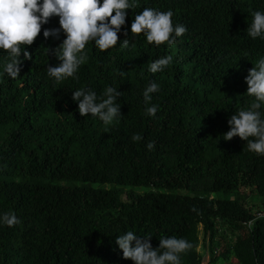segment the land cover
<instances>
[{
    "label": "trees",
    "instance_id": "obj_1",
    "mask_svg": "<svg viewBox=\"0 0 264 264\" xmlns=\"http://www.w3.org/2000/svg\"><path fill=\"white\" fill-rule=\"evenodd\" d=\"M136 3L118 45L86 46L78 79L56 83L47 74L59 63L51 49L66 37L45 39L43 30L58 29V17L25 48L32 58L21 54L17 78L4 73L8 53L0 50V216L11 211L20 221L0 222V264H132L115 243L127 231L150 236L153 248L162 237L188 240L193 248L181 264H203L201 244L211 264H264V218L256 219L264 214V155L223 137L230 116L254 101L245 78L264 58V37L251 38L247 28L264 0ZM145 7L171 10L186 33L171 47L131 34ZM125 38L128 48L119 45ZM166 55L170 65L148 71ZM151 82L159 91L145 105ZM106 87L122 93L118 122L80 116L72 92L101 97Z\"/></svg>",
    "mask_w": 264,
    "mask_h": 264
},
{
    "label": "clouds",
    "instance_id": "obj_2",
    "mask_svg": "<svg viewBox=\"0 0 264 264\" xmlns=\"http://www.w3.org/2000/svg\"><path fill=\"white\" fill-rule=\"evenodd\" d=\"M138 7L136 0H0V50L8 53V62L4 73L10 78H17L21 71L23 60H31V54L25 48L31 46L42 26L53 17L59 18L58 29L43 30V37L58 38L62 31L65 39L51 54L59 63L47 67V74L60 83L67 78H76L81 65L88 60L86 46L89 43L105 51L118 45V33L126 22L127 10ZM251 25L247 34L255 39L264 37V12L253 11ZM173 12L159 11L145 7L135 15L131 23V34H143L149 44L156 46L167 43L171 47L177 37L184 35L186 26L174 24ZM127 36V33L125 34ZM119 45L128 48L129 39L125 38ZM46 49V48H45ZM47 54L49 49H46ZM23 54V60L20 59ZM173 61L171 55L155 59L148 67L151 73L163 71ZM126 72L119 71L120 76ZM247 94L254 101L247 109H241L228 119L229 131L223 137L231 141L239 137L247 141L249 151L264 155V58L258 60L246 78ZM159 91V85L151 82L143 92L145 105L151 101V94ZM122 95L117 88L106 87L101 97L89 89H78L72 92V100L78 104L80 116L98 117L105 125L118 122L121 106L117 99ZM155 105L146 107L149 116H155ZM134 141L142 140L140 134H134ZM147 149L153 150L155 143L150 141ZM193 211H196L193 209ZM0 222L8 227L20 223L14 212H5L0 216ZM151 237L141 239L133 231L116 238L115 243L122 251L123 259L131 260L132 264H181V255L193 248V244L184 238L175 236L159 240V247L153 248Z\"/></svg>",
    "mask_w": 264,
    "mask_h": 264
},
{
    "label": "rangeland",
    "instance_id": "obj_3",
    "mask_svg": "<svg viewBox=\"0 0 264 264\" xmlns=\"http://www.w3.org/2000/svg\"><path fill=\"white\" fill-rule=\"evenodd\" d=\"M126 190H129L128 188H125ZM248 200H250V197H248ZM247 200V201H248ZM200 237H201V240H202V238H203V236H202V232H201V234H200ZM198 250L200 251V253L202 254V255H205V262L203 263V264H211V257H210V253L209 252H207L205 249H203V246H202V244L199 246V248H198ZM222 264H238L237 263V261L235 260V259H231V261L229 262V263H222Z\"/></svg>",
    "mask_w": 264,
    "mask_h": 264
},
{
    "label": "built area",
    "instance_id": "obj_4",
    "mask_svg": "<svg viewBox=\"0 0 264 264\" xmlns=\"http://www.w3.org/2000/svg\"><path fill=\"white\" fill-rule=\"evenodd\" d=\"M256 215H257L256 219L257 218H264V214L259 213V214H256ZM252 223H253V221H249V222L246 223V226L250 227L252 225Z\"/></svg>",
    "mask_w": 264,
    "mask_h": 264
}]
</instances>
